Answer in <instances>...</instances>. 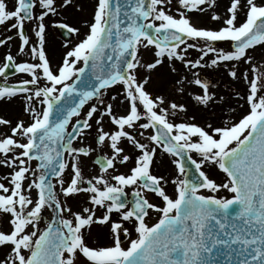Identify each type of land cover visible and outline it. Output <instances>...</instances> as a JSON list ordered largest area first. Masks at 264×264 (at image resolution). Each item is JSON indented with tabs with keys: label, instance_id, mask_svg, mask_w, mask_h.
Returning <instances> with one entry per match:
<instances>
[{
	"label": "snow or ice",
	"instance_id": "6c2138e0",
	"mask_svg": "<svg viewBox=\"0 0 264 264\" xmlns=\"http://www.w3.org/2000/svg\"><path fill=\"white\" fill-rule=\"evenodd\" d=\"M72 3L0 0V26L12 33L0 38V46L18 36L19 51L31 57L17 62L9 50L0 65V100L22 96L31 120L13 125L0 117L11 132L0 134V167L12 169L0 177V212L10 216V228L0 230V250L6 249L0 264H264V62L257 64L250 54L264 48V0H229L223 14L215 11L217 0H97L88 32L53 67L46 54V20ZM192 10L210 11L220 26H195L188 15ZM26 22L33 24L35 41ZM218 41L230 50L218 48ZM141 48L153 51L152 62H143ZM189 49H197L199 58H188ZM209 54L211 66L231 65L229 75H242L248 84L249 110L239 119L220 125H201L195 117L177 120L186 105L153 94L147 88L151 75L139 76L141 68L151 73L165 61L174 72L177 60L186 68L201 67ZM240 62L249 66L242 74L235 67ZM12 68L15 72H8ZM17 73L31 78L8 82L7 76ZM194 83L203 89L195 99L207 106L215 95L209 83L198 76ZM113 87L120 91L111 101L126 103L124 114L105 99ZM106 117L114 131L105 130ZM90 131L98 145L107 143L111 155L97 161L99 174L85 177L81 156L94 151L83 143ZM125 140L138 153L135 165L113 175L117 163L132 160ZM158 150L174 158L178 175L171 181L151 171ZM208 165L222 170L223 182L210 178L204 171ZM170 182L174 196L166 191ZM126 186H133L131 206ZM222 189L234 195L205 194ZM147 192L162 204L151 202ZM80 194L87 195L86 205L73 211L67 200ZM45 210H51L50 217ZM152 212L160 215L150 225ZM95 224L109 228V244L88 242Z\"/></svg>",
	"mask_w": 264,
	"mask_h": 264
},
{
	"label": "rangeland",
	"instance_id": "374dc122",
	"mask_svg": "<svg viewBox=\"0 0 264 264\" xmlns=\"http://www.w3.org/2000/svg\"><path fill=\"white\" fill-rule=\"evenodd\" d=\"M173 3H176V1H173ZM217 3L219 6L215 8V11L223 14L226 11V7L229 5V0H217ZM96 4L97 0H73V3L70 6L65 7L61 11V14L59 16H50L46 20V23L48 24V27L46 29V54L48 55L53 67L61 63L63 56L65 55L69 47L78 43L81 39L84 38L85 34L88 32L86 22H91L93 20ZM173 11L175 10L173 9ZM188 15L191 18V22L195 26L205 27L209 29H216L220 26L216 21L212 20L210 11L201 13L197 10H192L188 13ZM57 22L67 23L72 27H76L79 29V33H73V40L71 42L64 41L57 31ZM26 29L28 35L30 36V39L32 41H35L36 37L32 31L33 24L26 22ZM5 35H12V33H8L5 27L0 26V38H3ZM20 43L21 41L17 36L7 45L0 46V65L5 62L4 57L9 50L11 51L13 56L16 57L17 62L31 61L30 56L19 51ZM216 46L218 48L222 47L230 50V44L226 42H219ZM250 54L255 57V61L257 64L264 62V48L256 47L253 51H251ZM140 55L143 59V62L145 63L152 62L154 59L153 51L151 49L141 48ZM199 55L200 53L197 49H189L188 58L196 59L199 58ZM210 58L211 54H209V57H205V60L203 62L204 66L197 68H186L182 62L177 60L175 62L177 71L175 72L171 70L168 62L165 61L162 67H158L151 73H148L145 69L141 68L139 71V76L143 78L147 75H151V80L147 85V88L153 94L164 95L169 101L175 100L177 103L186 105L187 111L184 113H180L179 117H177V120H189L191 117H195V122L201 125H204L206 122L220 125L225 120H230L233 118L239 119L249 110V105L246 102L248 84L243 79L242 75L240 79H235L229 75L231 65L226 67L225 64L222 63L219 66H211ZM235 67L238 71V74H242L249 66L246 63L240 62L238 64H235ZM197 76L207 81L209 83L210 93L215 94L213 100L210 101L207 106H204L195 99L197 95H200L203 92L202 87L194 83V80L195 78H197ZM24 78L30 79L31 77L27 74L20 73H17L14 76H7V80L10 83H16ZM0 79L3 78L0 77ZM180 89H183V91H180ZM119 91V88L113 87L110 93L106 94L105 99L106 101L112 102L114 104L115 113L124 114L128 105L126 103H121L120 98H118L114 102L111 101V95ZM237 93H239L240 95L237 96ZM94 102L96 101L90 103ZM24 104L25 101L22 96L11 100H0V117L11 121L13 125L18 120H24L26 123H30V117L24 111ZM87 109L88 105H86L82 110L81 116L84 115ZM231 109H235V111L232 112L230 111ZM74 120L75 119H73V122ZM92 123L93 127L95 128V121L93 120ZM104 127L107 131L115 130V127L110 123L107 117L104 121ZM0 134H11L10 128L0 125ZM95 137L96 132L90 131L86 139L83 141L85 145H90L94 149V151L88 156H81V167L85 177H91L100 173L98 166L94 163V156H96L97 154H101L103 156L111 155V151L107 143L103 146H100L97 144ZM138 138L141 139L142 142H144L142 137ZM125 141H123L122 146L125 148L126 153L130 155L136 150ZM158 154L159 155L157 157L155 166L160 167V170L155 169V171L158 172L159 176H163L165 177V179L171 181V179L178 175L177 168L175 164L171 165V157L169 160V166L167 165V167H163L161 164V155L164 154L163 150H159ZM192 156L196 159L200 158L198 153H192ZM117 167L120 168V164ZM11 171L12 169L10 168L0 167V177ZM204 171L209 174L210 178L215 179L217 182H223L225 178V174L222 172V170H219L215 166H205ZM70 175L71 173L69 170L66 178L70 179ZM4 182L7 183V181ZM167 190L170 192L172 191L173 196L175 195V186L171 182L168 184ZM57 192H60L59 185H57ZM205 194H214L226 198H230L232 195H234L233 193H230L227 190L223 189L218 194L207 191H205ZM61 199L62 201L64 199L62 195ZM86 202L87 195L80 194L74 195L73 197L69 198L67 200V205H70L73 211H77L82 206H85ZM158 204H162V201H159ZM49 214V210H45L44 215L48 217ZM9 220L10 216H7L4 213L0 212V230H8L10 228ZM99 230H101V228L97 227L94 232H98ZM103 234L104 231L102 232V235ZM91 241L94 242L93 244H105L104 240L102 239L101 242L100 240H97L95 238L91 239Z\"/></svg>",
	"mask_w": 264,
	"mask_h": 264
},
{
	"label": "flooded vegetation",
	"instance_id": "af4514ba",
	"mask_svg": "<svg viewBox=\"0 0 264 264\" xmlns=\"http://www.w3.org/2000/svg\"><path fill=\"white\" fill-rule=\"evenodd\" d=\"M173 1H176V0H173ZM144 142H146V141H144ZM158 151H159V150H158ZM137 154H138V153H137L136 151L132 152V153L130 154V155L132 156V160H130V161L127 162L126 164H120V168L117 167V166L119 165V163H117V165H116V172H112V170H111L110 172H112L113 175L118 174V173H120V172L127 173V172L129 171V169L135 165V156H136ZM158 155H159V154L157 153V155H156L155 158H154V163H153V165H152V167H151V171H152V173L155 174V175H157V176H159V175H158V172L155 171V169H156V170H160V167L155 166ZM168 156H169V155H167L166 153H164V154L161 155V157H162V159H161V164H162L163 167H167V165L169 166V164H170V163H169V157H168ZM171 165H174L173 160H172V162H171ZM167 189H168V185L166 186V191H167L170 195H173L172 191L170 192V191H168ZM125 192L127 193V196H126L125 199H127V200L129 201V206H131V201L134 199V196H133V186H126V187H125ZM145 194H146L147 198H148L151 202H154V203H157V204H158L159 201H162V200H161L156 194H154V193L147 192V193H145ZM99 214H101V213L98 212V215H99ZM159 215H160L159 213L156 214V212H152L151 215H150V217L147 218V222H148L150 225L153 224L154 222H156V221L158 220ZM113 219H119L118 215H117V214H113ZM124 226H125V227H128L129 229L132 228V225H131L130 223H127V222H125V225H124ZM41 227H43V226L41 225ZM97 227L101 228V230H99L98 232H94V230H95ZM106 227H107V226H106ZM106 227H104V226H102V225H99V224H95V225H93L92 228H91V231H90V235H89V238H88V242H89L90 244H92V245H96V244H93L94 242L91 241V239H94V238H95V239H97V240H100V242H101V239L104 240V242H105L104 245L109 244V243L111 242V240H109V239H111V236H110V234H109V228H106ZM103 231H104V234L102 235V232H103ZM132 235H133V237L135 236V232H134V231H133ZM121 239H122V241L124 242V246L127 247V235L124 234V233H121ZM98 244H100V243H98ZM102 246H103V245H102ZM78 264H80V262H78Z\"/></svg>",
	"mask_w": 264,
	"mask_h": 264
},
{
	"label": "water",
	"instance_id": "95a60500",
	"mask_svg": "<svg viewBox=\"0 0 264 264\" xmlns=\"http://www.w3.org/2000/svg\"><path fill=\"white\" fill-rule=\"evenodd\" d=\"M121 19H124V18L121 17ZM59 31H60L62 37H64L66 40H71L72 39V35L69 33V31L67 29H64L62 27H59ZM8 72L13 73L14 72V69L13 68L12 69H9ZM86 76H87V72H86ZM191 168H192V171L194 172L195 169L193 167H191ZM191 174L192 173L190 172L189 175L191 176Z\"/></svg>",
	"mask_w": 264,
	"mask_h": 264
},
{
	"label": "bare ground",
	"instance_id": "6f19581e",
	"mask_svg": "<svg viewBox=\"0 0 264 264\" xmlns=\"http://www.w3.org/2000/svg\"><path fill=\"white\" fill-rule=\"evenodd\" d=\"M3 251H6V250H0V255H2V252H3Z\"/></svg>",
	"mask_w": 264,
	"mask_h": 264
}]
</instances>
